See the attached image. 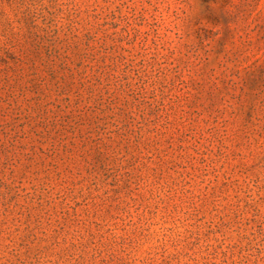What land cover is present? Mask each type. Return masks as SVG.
Masks as SVG:
<instances>
[{
  "label": "rangeland",
  "instance_id": "obj_1",
  "mask_svg": "<svg viewBox=\"0 0 264 264\" xmlns=\"http://www.w3.org/2000/svg\"><path fill=\"white\" fill-rule=\"evenodd\" d=\"M0 264H264V0H0Z\"/></svg>",
  "mask_w": 264,
  "mask_h": 264
}]
</instances>
